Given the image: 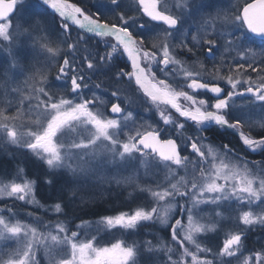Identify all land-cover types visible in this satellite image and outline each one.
Instances as JSON below:
<instances>
[{
  "label": "snow or ice",
  "instance_id": "obj_1",
  "mask_svg": "<svg viewBox=\"0 0 264 264\" xmlns=\"http://www.w3.org/2000/svg\"><path fill=\"white\" fill-rule=\"evenodd\" d=\"M0 52V148L44 168L0 178V264H264V248L246 247L264 228V159L202 135L233 129L264 156V0H0ZM139 108L158 119H138ZM141 171L164 180L143 185ZM58 180L57 198L41 203L39 183ZM113 183L149 202L101 216L95 232L68 218L65 197L87 206ZM24 205L42 213L25 219ZM149 224L170 240L99 243L101 230Z\"/></svg>",
  "mask_w": 264,
  "mask_h": 264
},
{
  "label": "trees",
  "instance_id": "obj_2",
  "mask_svg": "<svg viewBox=\"0 0 264 264\" xmlns=\"http://www.w3.org/2000/svg\"><path fill=\"white\" fill-rule=\"evenodd\" d=\"M70 2L80 3V0H70ZM252 47L259 50L260 41L256 40V43L252 45ZM252 74L256 75V73ZM51 75L53 77L55 76V68L52 69ZM98 79L103 78L94 77L93 82H98ZM239 100L242 102V106L245 105L244 103H247V99L245 98H240ZM252 115L254 120L260 119V115ZM153 119L158 118L153 117ZM243 131L248 132L249 129L245 127ZM251 131L253 135H257L260 132V129L257 127L253 128ZM202 135L210 139V141L217 146H222L228 143L237 153L244 156L249 161L264 159V156H262L259 152L252 153L245 150L238 138H236L229 131L227 132L224 129H220L218 126H211L210 130L202 133ZM18 167L24 169V175L26 178L36 179L37 177L42 176L44 173V168L38 162H36L34 158L26 152V150L14 147L8 149L0 148V178H4L5 174H7V179L5 182H10L11 179L15 178V171ZM61 183L62 181L58 180L57 184L49 187L41 181L38 185L37 199L43 204L50 205L52 201L57 198L58 188ZM129 189L130 188H125L124 186L118 187L114 183L111 185H102L94 193L96 197L95 201L88 204L87 206L80 203L79 199L70 201L67 199V197H65V211L68 218L74 220L75 223L81 222V218L88 221L94 220L98 222L101 216L114 215L121 211L131 212L136 207L142 206L149 202L147 198L135 200L127 199V191H130ZM143 196H145V194H143ZM93 213L96 214L94 215ZM49 214L52 216L51 213ZM228 223L234 224L235 221L233 220ZM226 231H228L227 227L217 234H210L209 237L206 238L207 246L213 247V250L215 251V245L222 243L224 233ZM162 233H166V231L164 232V230H162L157 225L153 226L149 224L143 228H140L139 233L132 235V237L125 239L115 236V239H122L127 242V240L129 241L131 238L134 239V237L137 235L138 241L140 240L139 237L141 238V236H143L142 242L144 240H152L153 243H156L157 239H159L158 236H160ZM246 247L248 250L253 252L264 248V228L257 226L253 230L249 231ZM247 254L248 252H245V255ZM208 258L211 259L212 257L209 256Z\"/></svg>",
  "mask_w": 264,
  "mask_h": 264
},
{
  "label": "rangeland",
  "instance_id": "obj_3",
  "mask_svg": "<svg viewBox=\"0 0 264 264\" xmlns=\"http://www.w3.org/2000/svg\"><path fill=\"white\" fill-rule=\"evenodd\" d=\"M88 2H94V0H88ZM169 2L171 3L172 2V0H169ZM231 2V0H224V5L225 6H227L229 3ZM0 57H6V53H3V52H0ZM219 61H217V63H218ZM208 68H211L212 67V64H213V61H208ZM253 75V74H252ZM256 75H253V77H255ZM21 80H22V78H21ZM209 97H211V94L209 93V94H207L206 96H204L203 98H209ZM240 99V98H239ZM236 100V105H237V107H240V106H242L241 105V101L240 100ZM210 103H214V100H210ZM244 104H246V103H244ZM135 107V106H134ZM136 111H138L139 112V117H138V119H140V118H143L144 120H148V122H151V120H149V117H152V119H153V117L154 116H152V113L151 112H146V111H144V109L143 108H139V109H135ZM255 116H259L260 115V113H259V110H256L254 113H253ZM253 116V115H252ZM158 118V117H157ZM154 120V119H153ZM211 126H215V125H211ZM210 126V127H211ZM247 128V127H246ZM248 129V128H247ZM208 141H210V139H208ZM211 142V141H210ZM212 143V142H211ZM212 144H214V143H212ZM215 145V144H214ZM217 146V145H216ZM219 146V145H218ZM109 171H111V169H109ZM157 179H159V180H161V181H163L164 180V173L163 172H161V173H159L158 174V176H156V177H153V176H151V175H144L143 174V171H141V174H140V176H139V181H140V183L141 184H143V185H147V184H154V182H155V180H157ZM12 181V179L10 180V182ZM17 182H19V181H17ZM115 184V183H114ZM103 185H105V184H103ZM129 190H131V189H129ZM145 196H147V194H145ZM28 211H34V212H36L37 214H41L42 213V210L41 209H39V208H34L32 205H24L23 207H22V209H21V216L23 217V218H25V219H29V218H27V216H26V213L28 212ZM52 216L49 214V213H46V214H44V219L45 220H48L49 218H51ZM93 222V227H92V229L90 230V231H92V232H95L96 230H97V228H101L102 229V225H100L98 222H96V221H92ZM78 223H80V222H78ZM77 223V224H78ZM151 225V224H150ZM75 225L73 224V227H74ZM158 227H160L159 225H157ZM139 231H140V229H138L136 232H134V233H129V232H127V231H123V230H119V229H113V230H110V231H107V232H105V231H103V230H101V232H100V235H99V237H98V240H99V243H100V245L101 246H109L111 243H114L115 241H116V239H115V236H118V237H122V238H125V239H127V238H129V237H132V235H135V234H138L139 233ZM164 232H165V230H164ZM158 238L159 239H164V240H170V236L167 234V233H162V234H160V236H158ZM139 241H138V237H137V235H136V237H134V239L133 238H131V239H129V241L127 240V242L126 243H128V244H131V243H133V242H138V243H142V239H143V236H141V238L139 237ZM122 240V239H121ZM157 242V241H156ZM42 255V254H41ZM161 259H163V254H161ZM44 264H47V262L45 261L44 262Z\"/></svg>",
  "mask_w": 264,
  "mask_h": 264
},
{
  "label": "flooded vegetation",
  "instance_id": "obj_4",
  "mask_svg": "<svg viewBox=\"0 0 264 264\" xmlns=\"http://www.w3.org/2000/svg\"><path fill=\"white\" fill-rule=\"evenodd\" d=\"M208 54L207 53H202L200 55V59L205 63V65L208 67V61H212L210 58L209 59H205V57L207 56ZM194 59V58H193ZM189 63H191V60L189 61ZM240 97H237L236 100H238ZM242 98V97H241Z\"/></svg>",
  "mask_w": 264,
  "mask_h": 264
},
{
  "label": "water",
  "instance_id": "obj_5",
  "mask_svg": "<svg viewBox=\"0 0 264 264\" xmlns=\"http://www.w3.org/2000/svg\"><path fill=\"white\" fill-rule=\"evenodd\" d=\"M258 39V38H257ZM227 131H229V132H231L236 138H238V140H239V134L235 131V130H233V129H228ZM241 144H242V142H240Z\"/></svg>",
  "mask_w": 264,
  "mask_h": 264
}]
</instances>
